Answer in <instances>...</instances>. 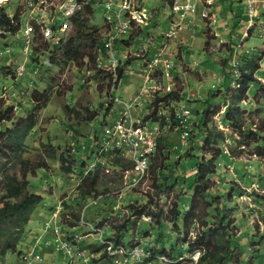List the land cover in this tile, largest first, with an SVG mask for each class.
Here are the masks:
<instances>
[{
	"label": "rangeland",
	"instance_id": "obj_1",
	"mask_svg": "<svg viewBox=\"0 0 264 264\" xmlns=\"http://www.w3.org/2000/svg\"><path fill=\"white\" fill-rule=\"evenodd\" d=\"M49 1L0 0V5L6 7L11 17L18 12L21 20L17 33L0 27V131L15 129L12 136L8 133L0 134V180L6 175H17L19 179L28 180L29 191L43 197L19 244V251L22 253H0V264H69V257L60 249V241L72 234V231L76 232L82 235V243L80 248L77 246L78 248L73 249L87 254L92 245H102L100 235L91 231V225H97L101 221H104V238L111 236L113 231L123 232L127 243L130 241L150 249L162 245L169 249L174 244L177 251L185 253L182 220L179 221L178 228H175L169 211L174 201L185 195H178L184 189L179 185L157 198L154 183L165 181V178H172L173 181L188 179L196 173L197 169L193 166L199 162V158L212 157V146L207 150L202 149L206 130L197 125L203 111H208V127L223 130L227 138L219 144L223 154L217 157L218 169L214 174L208 175L212 185L208 192L215 196L214 205L198 210L199 219L190 228L187 239L194 241L197 233L204 230V225L200 222L205 213L220 218L222 216L219 212L223 210L226 223L231 222V233L236 234L238 241L243 244V262L239 260V248L234 249L228 264H264V157L256 154L255 142L242 147L244 149L237 148L240 147L239 141L242 144L246 141L238 127L223 121L227 106L233 103V96L239 88L243 54H261V68L255 76L264 83V0L257 6L261 12L254 20L248 19L246 1L235 0L236 8L244 19V23H239L241 26L237 23L235 27L234 20L230 21L225 18L227 13L223 14L224 9L229 7L228 1L216 0L214 5V0L207 9V17L199 14L201 18L194 19L189 39L182 34L189 33L188 24H184V21L191 10L174 21L178 29L172 37H168L167 33L175 28L171 26L168 30L169 26L164 25L154 33L155 19L151 18L150 11L157 9L158 16L169 14L171 0H139L141 7L144 6L141 9L143 15L145 13L144 24L130 30V38L126 40L127 49L124 47L125 41L120 40L119 47H124L126 52L123 51V56L117 53L122 63L120 65L119 62L117 68H113L115 64L109 62L100 66L90 62L87 57L84 58L82 67L76 63L66 66L51 64L46 53L41 50L47 49L44 43L46 39L41 33L42 27L51 25L52 20L51 17L41 19L39 15L42 5ZM61 1L53 3L54 11L65 5ZM79 1L82 9L76 17L80 16L88 24L79 29L70 22L66 32L56 34L55 39L50 42L55 43L63 36L78 34L83 42L82 52L91 51L95 55L97 43L109 34L110 23H113L115 16L105 9L104 0ZM176 1L186 2L174 0ZM88 4L92 7L89 13L86 8ZM217 4L219 10L213 8ZM228 20L230 24L225 28L229 30V35L226 38L218 36L217 33L224 31V27L220 28V25ZM29 27H32V31L26 32ZM238 27L242 28L238 30ZM160 31L164 32L163 37L167 40L162 41L165 47L158 51L163 52V60H173L174 65L168 70L170 73L172 71L171 76L161 70L157 71L153 83L157 91L176 92L179 95L181 100L172 101L169 105H186L192 110V136L189 142L184 146L180 145V130L166 132L160 149L151 158L149 174L139 183H136L139 178L132 171V163L124 157L116 156L121 159L120 166L115 163L117 158H113L106 165L92 171L83 168L87 165L88 158L91 162L96 157L83 150V145H88L97 153L104 126L117 121L121 114L119 103L112 110L114 103L109 99L112 85L109 71L113 73L116 69L118 75L122 72V76H125L119 88L112 92L113 95L126 98L137 93L146 76L141 65L147 64L152 57L148 53L151 51L149 46H159L158 43H152L155 42L154 36ZM153 33L154 35H149ZM208 39L209 44L206 43ZM83 44L88 45L89 50ZM32 49H37V53L33 54ZM152 51L154 53L157 50ZM101 56L110 57V52L102 51ZM131 63L135 67L126 69L130 75H123L126 65ZM96 66H100L102 71L98 70L100 68L96 69ZM5 67H9L10 74L5 72ZM23 69L25 71L21 74ZM136 70L139 77L131 75ZM126 84L131 85L125 87ZM263 85L251 84L248 99L239 103L245 111L240 119L245 129L256 130L264 125ZM36 90L43 95L40 100L33 97ZM148 99L142 101V108L139 109L142 116L150 112L152 104L149 105L151 99ZM166 109L169 110V107ZM31 112H36V126L30 129L17 128L19 119L27 117ZM137 112L134 111L135 114ZM97 136L98 138L92 139ZM63 158L66 159L65 163ZM64 164L72 171L65 172L62 168ZM84 179H88L83 190L90 194L89 199L82 197L78 190V185ZM93 181L96 183L92 184ZM149 193L155 195V200L160 199V205L167 204L166 212L159 217L160 224L152 216H137L134 212L147 204ZM186 193L190 195L192 191ZM96 200V205H93ZM198 201L202 203L201 200ZM59 208L60 211L57 210ZM152 208L155 213H160L157 207ZM54 212L56 214L53 215ZM123 227L125 228L122 229ZM35 245L37 247L34 249ZM32 249L42 259L33 257L31 263H25L22 255ZM102 252L101 256L104 255ZM200 254V251L192 254L187 252L179 262L197 264L195 256L200 257ZM96 257L98 261L93 262L94 264H112L106 255L104 258ZM161 257L159 260H163ZM158 262L157 258H153L135 264ZM81 263L79 259L73 262Z\"/></svg>",
	"mask_w": 264,
	"mask_h": 264
},
{
	"label": "trees",
	"instance_id": "obj_2",
	"mask_svg": "<svg viewBox=\"0 0 264 264\" xmlns=\"http://www.w3.org/2000/svg\"><path fill=\"white\" fill-rule=\"evenodd\" d=\"M171 2H173V0ZM86 8L88 9L87 12L89 13L92 8L91 4H88ZM73 20V23L78 26L79 29L85 27L88 24L86 23V20L80 19V16L73 18ZM19 22L21 23L18 12H16L11 17L7 13L6 7L0 5V27L5 28V30L10 31L11 33H17L20 30ZM53 27L57 29L58 25H54ZM80 38L81 37H78V34H75L69 37L63 36V38L60 39L61 41L59 40L55 43L46 40L47 42L44 41V43L47 45V49L42 48L41 50L43 51V53H46L49 58V62L56 66H66L70 63H76L77 65L82 67L84 66L85 57H87L90 62L96 63V54L102 51H106L103 41L96 45V53L94 55V53H92L91 51L90 53L82 52L83 42H81ZM123 41H125V43L127 42L126 40ZM206 43L209 44V39L206 41ZM119 44L120 42L118 43L117 47H119ZM83 46L85 49L89 48L86 44H83ZM32 51L33 54L37 53V49H32ZM254 55L249 56L248 54H243L241 57L242 67L238 79L239 88L233 96V103L227 106L223 121L225 123H233L234 126L238 127V130H240L241 132L240 134L246 141V143L244 144L239 141L240 147L237 148L244 149L242 147L250 145L252 142H255L253 144H255L256 154L264 157V125H262L260 129L253 130L245 129L244 125L240 122V119L242 118V115L245 113V111L241 109L239 103L248 99L251 84H258V86H262L264 84L260 79L255 76L257 70L261 68V65L259 63V60L261 59V54H258L256 56ZM9 70V67H5V72L7 74L10 72ZM120 74L122 75V72H120ZM38 92L39 91L36 90V92H34L33 94V97H36L40 100L43 95L39 94ZM175 93L176 92L161 93L162 95L158 96L153 103L155 104V106H158L159 102H163L164 106L168 107L171 101L181 100L179 95H176ZM36 112H31L27 117L19 119L20 121L17 128L20 129L24 127L30 129L36 126ZM207 112L208 111H203L200 120L198 119L197 125L201 129L206 130L205 140L203 142L202 149L207 150L209 146H212V157H201V159L199 158V162L197 161L198 163L193 166V168L197 169L196 173L188 179L184 178L182 179V181H177L176 179H174L175 181H173L172 178H165V181L154 183L156 191L155 194L157 195V198H161L164 193L174 190L176 186L180 185L184 189L183 193H179L178 195H185H182L181 197L177 198L169 211L172 215L171 220H173L175 228H178L179 221L182 220L181 228L185 234L183 239L185 240V245H183L185 253L188 252L192 254L196 251L201 252L197 264H228L230 258L232 257L234 249L239 248V260L243 262V259H241V254L243 253V244L238 241V237L236 234L231 233V229H229L231 222L228 221L226 223L225 211L223 210L219 212V214L222 216L220 218L213 217L208 213H205L200 222L202 225H204V230L199 231L197 233L196 239L194 241L187 239V236L190 232V228L199 219L197 215L198 210L207 209L210 206L214 205L215 196L208 192V190L212 186L208 175L214 174L218 169L217 157L223 154L221 151V147H219V144L220 142H224L227 138L223 130L217 129L214 126L208 127V122L210 121L208 119ZM150 117L151 115H148L146 119ZM14 131L15 129L10 130L9 128H7L6 131L1 130L0 134L8 133L12 136L14 134ZM95 138H98V136L92 137L93 140ZM163 140L164 138H161L158 147L159 149ZM186 156H188V154ZM63 162H66L65 158H63ZM119 162H121V159H115V163H117V165L120 164ZM62 168L65 172L72 171L71 168L69 166L66 167L65 164ZM87 180L88 179L82 180V182L78 185V190L81 192L82 197H86L89 199L91 197L90 194L87 191L83 190L85 188ZM95 183L96 182L92 184ZM190 190L192 191V193L189 195V193L186 192H191ZM186 195H188L189 197H187ZM155 199V195L153 193H149V200L147 204H145L144 207L141 209H135L134 212L137 216H152L160 224L161 221L159 217L166 212L165 207L167 206V204L163 203L162 205H160V199H158V201ZM42 200L43 197L41 195L28 190L27 179H19L17 175H6L3 179L0 180L1 254H6L9 251L18 252L19 254L22 253V251H19V244L23 239L26 227L30 222L34 211L36 210L37 206L42 202ZM198 200H201L202 203H200ZM92 204L96 205V203ZM152 207H157L160 213H155L154 211H152ZM103 223L104 221H101L97 225L102 227ZM124 228L125 227H123L122 229ZM72 234L78 233H73L72 231ZM111 238L117 242H126L123 238V232L117 233L113 231ZM127 244H132V242L129 241ZM174 246L175 245L172 244V248L170 247L169 249L167 248L168 246L165 245H162V247L151 249L146 246V248L149 249L151 253L150 257H147V259L151 260L153 258H157L159 261L158 264H180L179 260L185 257V253H182V250L177 251V249H175L176 247L174 248ZM91 247V251L96 254L102 252L104 249L103 245L98 246L97 244H94ZM103 254L104 255L98 258H104L106 254ZM161 256H165L168 261L159 260ZM147 259H145L143 262H145ZM97 261L98 259H92V262L96 263Z\"/></svg>",
	"mask_w": 264,
	"mask_h": 264
},
{
	"label": "built area",
	"instance_id": "obj_3",
	"mask_svg": "<svg viewBox=\"0 0 264 264\" xmlns=\"http://www.w3.org/2000/svg\"><path fill=\"white\" fill-rule=\"evenodd\" d=\"M185 1L186 2L176 1L173 3L172 12L177 15V17L183 16L184 12L188 10H191L189 11L190 14L195 15L199 11V5L203 6L200 15L202 17H207L209 15L207 9L210 8L214 0ZM245 1L248 16L251 20H254L261 12L260 8H257V6L262 3L263 0ZM55 2H57V0H50L47 4L42 5V10L39 13L41 19L51 17L52 20L51 25L46 24L45 27H42L41 34L43 38L48 41L54 40L56 34H61L60 32H63L64 34L67 28H69L70 22H73V18H75L79 10L82 9V3L79 0H62L61 4L64 3L65 5L59 10L56 8L54 11L55 7L53 3ZM103 2L105 3V9L111 12L115 18L113 19V23H110L111 31L103 40L106 51L108 50L110 52V57L103 58L101 52H99L97 53L99 56H97L96 63L100 66L105 62L114 63L115 66H113V68H117L120 62L117 53L123 56V52L117 47L118 43L125 34L129 33L134 27V24L139 25L145 20V13L143 15L142 8H140L141 2L139 0H104ZM54 25H58L57 29L53 27ZM171 26L175 29L174 31L167 33L168 37H172L175 30L178 29L176 23H173ZM28 31H32V27H29L26 30V32ZM99 43H97V45ZM162 55L163 52L158 51L147 62V64L141 65V67L144 68L146 75L144 85L139 88L137 93L131 94L126 98L112 94L114 89L119 88L123 76L120 72L118 75L116 69H114L113 73L108 70L111 74L110 85L112 84L109 92V99H111L114 104H121V114L117 121L108 123L104 126L102 136L99 137L101 140L97 153L95 150L89 148L88 145H83V150L92 154V156L96 155L95 159L91 162L89 161L90 158H88L87 165L84 167L85 169L87 168L92 171L99 166L106 165L110 159L124 157L132 163V171L139 178L136 183H139L149 174L151 158L157 153L159 141L166 135V132L172 129L180 130V145L184 146L189 142L191 136L190 122L192 118V110L186 105H169L168 110L163 102H159L158 106H155L153 103L158 96L162 95L161 93H164L156 90L153 83V80H155L154 74L158 70H161L162 72H165L167 76H171L170 74L172 71L170 73L168 70L171 68L172 64L174 65L173 60H163ZM121 64L122 63L120 62V65ZM100 66H98V68H100ZM98 68L96 66V69ZM126 69L127 67L124 68L123 75L129 73ZM98 70L102 71L101 68ZM24 71L25 69L22 70L21 74H23ZM149 97L152 106L149 108L150 112L148 115H151V117L146 119L148 115H136L134 113V108L140 105L144 99H148ZM120 165L121 164H118V166ZM94 203H97V200L94 201ZM57 210L60 211L61 209L59 208ZM54 214H56V212H54L53 215ZM91 231L92 233L100 235L101 243L104 247L102 254L105 253L107 257L112 260L113 264H135L137 262H142L151 254L150 251L141 244L128 245L124 241H115L111 236L104 238V230L101 226L91 225ZM58 232L59 227H57L56 233ZM81 236L82 235L80 234H70L67 238L60 241V249L69 257V264H73V262L78 259L79 262H82L81 264H94L91 260L96 258V253L88 250L89 252L86 254L73 249L80 248L82 242ZM36 247L37 245H35L34 249ZM34 249L23 253L22 256L25 263L28 261L31 263L33 257L35 259L41 258L40 256L35 255ZM161 258L164 261H168L165 256H162ZM198 259L199 255L195 256V260L198 261Z\"/></svg>",
	"mask_w": 264,
	"mask_h": 264
},
{
	"label": "crops",
	"instance_id": "obj_4",
	"mask_svg": "<svg viewBox=\"0 0 264 264\" xmlns=\"http://www.w3.org/2000/svg\"><path fill=\"white\" fill-rule=\"evenodd\" d=\"M167 1H169V0H165V2H167ZM172 1V0H171ZM228 1V2H227ZM215 2H216V0L214 1V5H215ZM226 2L228 3V8L227 9H224V12H223V14L224 13H227V15H225V18H227V19H233L234 20V22H235V24H234V27H235V25L238 23H241V22H243L244 23V19H243V17H241L240 16V14H239V11L237 10V4L235 3V0H226ZM173 3H174V0H173V2H172V5H173ZM143 5V4H142ZM172 5H171V7H170V13L169 14H166L165 16H163V15H159L158 16V14H159V11H157V9L156 10H152V11H150V16H151V18H153V19H155V21H154V26H155V31H154V33L156 32V31H158L159 29H161L164 25L166 26V27H168V30H170V28H171V25L174 23V21L175 20H177L178 19V17H177V15H175V14H173V12H172ZM143 7V9H144V6H142ZM141 6H140V8H142ZM214 9H218L219 10V5L217 4L216 6H214L213 7ZM198 9H199V11H198V13H196L195 15H192V14H189L188 15V17H187V19H186V21H184L185 23L184 24H188V29H189V33H187V32H185V33H183L182 35L183 36H186V38H188L189 39V35L192 33L191 32V26L193 25L192 23H193V21H194V19H200L201 17H200V11L203 9V6H201V5H199V7H198ZM218 10H216V11H218ZM222 15V14H221ZM248 19H249V16H248ZM227 21V22H224V24H221L220 25V28L221 27H224L223 29H224V31L220 34V33H217L218 34V36H224L225 38L229 35V30H227V28H225V26H227V24L229 23L230 24V21ZM242 23V24H243ZM143 22L142 23H140L139 25H136V24H134L133 26L134 27H138V26H143ZM228 24V25H229ZM240 26H241V24H239ZM240 28H242V27H238L237 29L239 30ZM143 29V28H142ZM167 30V31H168ZM154 33L153 34H149L150 36H152V35H154ZM182 33V30L180 31V34ZM148 35V36H149ZM163 35H164V32H162V31H160L157 35H155L154 36V38H155V42L154 43H152V45H154V44H156V43H158L159 44V46L157 47H152L151 45L149 46V47H151V51H149L148 53L150 54L151 53V56L153 57L154 55H155V52H157L160 48H162V47H164V43L162 42V41H166L167 39L166 38H164L163 37ZM142 36H146V35H142ZM147 37V36H146ZM130 38V31H129V33H127V34H125L122 38H121V40H128ZM164 38V39H163ZM224 38V39H225ZM151 41H152V39H151ZM150 41V42H151ZM191 42V41H190ZM126 44H128L127 42L125 43V48L127 49V45ZM146 46V45H145ZM161 46V47H160ZM158 48V49H157ZM205 48V47H204ZM118 49H120L122 52L124 51V52H126L125 51V49H124V47H118ZM154 49H156L157 51H155L154 53H152L153 51L152 50H154ZM166 49H167V47H166ZM168 50V49H167ZM205 50H206V48H205ZM151 57V58H152ZM143 65V64H142ZM126 67H130V68H134L135 67V65H134V63H131V64H127L126 65ZM158 71H160V70H158ZM126 76L127 75H130V73H127V74H125ZM131 75H136L137 77H139V75H138V71L136 70L135 71V73H132ZM125 77V76H124ZM124 77H122V80H123V78ZM258 78V77H257ZM142 79V78H141ZM259 79V78H258ZM143 80V79H142ZM122 82V81H121ZM121 84V83H120ZM131 84H126V86L125 87H128V86H130ZM144 85V81H141V84L139 85V86H143ZM138 86V87H139ZM137 87V88H138ZM256 94V93H255ZM149 100V99H148ZM150 103H151V101H149V105H150ZM142 104V103H141ZM141 104L140 105H138L137 107H135L134 108V111H138L137 112V114L136 115H139V116H141L140 115V113L142 112L141 110H139V109H141L142 108V106H141ZM121 105V104H120ZM141 106V107H140ZM148 108H149V106H148ZM113 109H115V104L113 105V108H112V110ZM193 114V113H192ZM109 231H111V230H109ZM111 234V233H110ZM97 256L98 257H100L101 256V253H99V254H97ZM97 258V257H96Z\"/></svg>",
	"mask_w": 264,
	"mask_h": 264
},
{
	"label": "clouds",
	"instance_id": "obj_5",
	"mask_svg": "<svg viewBox=\"0 0 264 264\" xmlns=\"http://www.w3.org/2000/svg\"><path fill=\"white\" fill-rule=\"evenodd\" d=\"M132 244L134 245V243H132ZM111 261H112V260H111ZM143 261H144V260H143ZM143 261H142V262H143ZM112 264H113V263H112Z\"/></svg>",
	"mask_w": 264,
	"mask_h": 264
}]
</instances>
